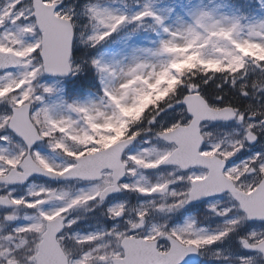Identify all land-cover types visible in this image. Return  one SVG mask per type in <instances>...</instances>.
Instances as JSON below:
<instances>
[{"label":"snow or ice","instance_id":"obj_1","mask_svg":"<svg viewBox=\"0 0 264 264\" xmlns=\"http://www.w3.org/2000/svg\"><path fill=\"white\" fill-rule=\"evenodd\" d=\"M132 7L0 0V264L264 261V18Z\"/></svg>","mask_w":264,"mask_h":264},{"label":"rangeland","instance_id":"obj_2","mask_svg":"<svg viewBox=\"0 0 264 264\" xmlns=\"http://www.w3.org/2000/svg\"><path fill=\"white\" fill-rule=\"evenodd\" d=\"M95 2V0H93ZM134 0H100L102 6H109L115 9H119L122 12H130L134 13L135 8L132 7ZM141 3H149L153 7H155L158 11L165 12L168 14L169 19L176 23L178 21L187 19L190 13L197 9H214L223 15H232L236 14L240 17L244 18L245 22H255L262 18H264V9L260 7V0H141ZM151 32V29L148 30V33ZM145 33V36L148 35ZM111 41H115V43H110L109 46L112 48H117L120 41L117 37L110 38ZM255 51V50H251ZM183 67V65H179L178 68ZM76 79L75 77L72 78ZM46 83L56 86L59 89V94L63 97V99L69 103L74 100L85 102L88 99H93L98 96L100 85L98 80L94 85V90L86 91L83 95L77 96L72 94V88L69 89L67 85V80H65V86L61 87V85L57 84L55 78H49ZM138 115V110L135 113ZM37 151H42V154L48 155V149L45 146L43 150L36 148ZM39 184L50 185L52 187H57L58 184L51 183L45 181L43 179H39L36 181ZM206 211V206L203 205L196 209H192L190 211L185 210L186 216H195L198 221L202 220L201 213ZM83 223V222H82ZM207 225V221L203 222ZM213 227L215 225H212ZM199 264H217L216 261H204L200 260ZM259 264H264V261L259 262Z\"/></svg>","mask_w":264,"mask_h":264},{"label":"trees","instance_id":"obj_3","mask_svg":"<svg viewBox=\"0 0 264 264\" xmlns=\"http://www.w3.org/2000/svg\"><path fill=\"white\" fill-rule=\"evenodd\" d=\"M94 53H95V50H91L89 52L90 55H92ZM95 83H96V79L93 76V78L91 80L87 81V85H88L87 87L81 88V87L73 86L72 87V94L80 96V95H83L86 91L94 90Z\"/></svg>","mask_w":264,"mask_h":264},{"label":"flooded vegetation","instance_id":"obj_4","mask_svg":"<svg viewBox=\"0 0 264 264\" xmlns=\"http://www.w3.org/2000/svg\"><path fill=\"white\" fill-rule=\"evenodd\" d=\"M201 206H203V205H202V204H197V205H195V206H190V207H188L186 210H187V211H190V210H192V209H196V208L201 207Z\"/></svg>","mask_w":264,"mask_h":264},{"label":"water","instance_id":"obj_5","mask_svg":"<svg viewBox=\"0 0 264 264\" xmlns=\"http://www.w3.org/2000/svg\"><path fill=\"white\" fill-rule=\"evenodd\" d=\"M42 178H44V177H42ZM44 179H47V178H44ZM54 182H57V181H54Z\"/></svg>","mask_w":264,"mask_h":264}]
</instances>
